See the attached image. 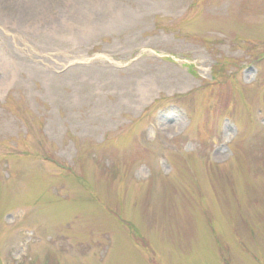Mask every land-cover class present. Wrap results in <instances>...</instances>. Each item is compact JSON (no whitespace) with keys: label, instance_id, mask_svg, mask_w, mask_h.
Returning a JSON list of instances; mask_svg holds the SVG:
<instances>
[{"label":"rangeland","instance_id":"obj_1","mask_svg":"<svg viewBox=\"0 0 264 264\" xmlns=\"http://www.w3.org/2000/svg\"><path fill=\"white\" fill-rule=\"evenodd\" d=\"M52 1L0 23V264H264V0Z\"/></svg>","mask_w":264,"mask_h":264},{"label":"bare ground","instance_id":"obj_2","mask_svg":"<svg viewBox=\"0 0 264 264\" xmlns=\"http://www.w3.org/2000/svg\"><path fill=\"white\" fill-rule=\"evenodd\" d=\"M51 4L52 0H0V23L14 21V25L22 28L25 22L37 21L44 12L43 6L49 7Z\"/></svg>","mask_w":264,"mask_h":264},{"label":"clouds","instance_id":"obj_3","mask_svg":"<svg viewBox=\"0 0 264 264\" xmlns=\"http://www.w3.org/2000/svg\"><path fill=\"white\" fill-rule=\"evenodd\" d=\"M228 139H229V137L226 136L224 142L227 143Z\"/></svg>","mask_w":264,"mask_h":264}]
</instances>
